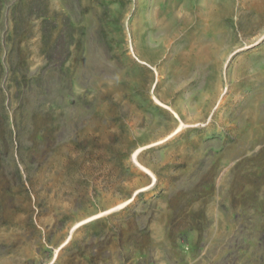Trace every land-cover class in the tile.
Wrapping results in <instances>:
<instances>
[{
  "label": "rangeland",
  "instance_id": "rangeland-1",
  "mask_svg": "<svg viewBox=\"0 0 264 264\" xmlns=\"http://www.w3.org/2000/svg\"><path fill=\"white\" fill-rule=\"evenodd\" d=\"M0 264H264V0H0Z\"/></svg>",
  "mask_w": 264,
  "mask_h": 264
},
{
  "label": "bare ground",
  "instance_id": "bare-ground-1",
  "mask_svg": "<svg viewBox=\"0 0 264 264\" xmlns=\"http://www.w3.org/2000/svg\"><path fill=\"white\" fill-rule=\"evenodd\" d=\"M132 52H133V55H135L133 49H132ZM139 62H140V61H139ZM140 64L146 65V64L143 63V62H140ZM147 65H148V64H147ZM147 65H146V66H147ZM153 100L155 101V103H156L157 105H161V106H163V105H162V104H161L156 98L153 97ZM165 108H167V107H165ZM172 114H173V116L177 117L176 114H175L174 112H172Z\"/></svg>",
  "mask_w": 264,
  "mask_h": 264
}]
</instances>
